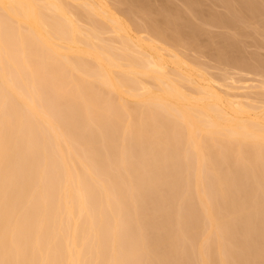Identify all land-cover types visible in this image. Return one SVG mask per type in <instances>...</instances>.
Wrapping results in <instances>:
<instances>
[{"label": "bare ground", "instance_id": "bare-ground-1", "mask_svg": "<svg viewBox=\"0 0 264 264\" xmlns=\"http://www.w3.org/2000/svg\"><path fill=\"white\" fill-rule=\"evenodd\" d=\"M263 44L264 0H0V264H264Z\"/></svg>", "mask_w": 264, "mask_h": 264}, {"label": "rangeland", "instance_id": "rangeland-1", "mask_svg": "<svg viewBox=\"0 0 264 264\" xmlns=\"http://www.w3.org/2000/svg\"><path fill=\"white\" fill-rule=\"evenodd\" d=\"M205 8H207V6H206ZM211 31H212L214 34H217V33H219V31L221 32L222 30H221L220 28L213 27V28H211ZM218 36L220 37V35H217L216 38L213 37V39H215V40H214V43H215V44H216V42H217V39L219 38ZM201 38H203V39H201L202 42H203V40H204V42L206 41V40H205L206 37L203 36V37H201ZM222 38L224 39V37H220V38H219L220 40L218 39V40H219L218 42H220V41H222V42L224 41V43H226V42L228 43V42H229V40H228V41L226 40V42H225V40H223ZM225 39H226V38H225ZM242 39H243V38H242ZM249 39H250V38H249ZM249 39H246L245 41L249 42V41L252 40V38H251V40H249ZM248 40H249V41H248ZM253 40H255V39H253ZM215 41H216V42H215ZM242 41H243V40H242ZM222 42H221V43H222ZM230 42H231V41H230ZM230 42H229V43H230ZM232 42H234V41H232ZM227 43L224 44V45L227 46L226 50L229 51L230 49H228V48H230V46L228 47L229 43H228V45H227ZM254 43H255V42L253 41V42H250L249 44H252V45H253ZM231 44H235V45H234V47H235L237 43H230V45H231ZM252 45H251V47H252ZM226 46H225V47H226ZM232 46H233V45H231V49H232ZM253 46H254V45H253ZM263 46H264V44H263ZM263 46H262V47H263ZM210 47H211V46H210ZM212 47H214V46H212ZM251 47H249V48L251 49V50H248L249 52H253V51H255V50L258 48V47H257V48L255 47L256 49H252ZM262 47H260V49L258 48V50H256V52H258L257 54H259L260 56H261V54H262L261 57L264 59V48H262ZM207 48H208V50H209V46H208ZM249 48H247V49H249ZM253 48H254V47H253ZM261 48H262V49H261ZM233 49H234V48H233ZM233 49H232V50H233ZM210 50H211V49H210ZM252 77H253V78L255 77V78L253 79ZM257 77H258V76L253 75V76H250L249 79L252 78L253 81H254ZM252 79H251V80H252Z\"/></svg>", "mask_w": 264, "mask_h": 264}]
</instances>
